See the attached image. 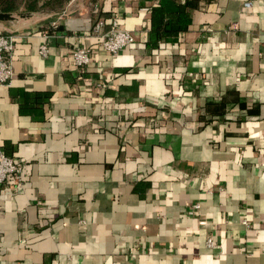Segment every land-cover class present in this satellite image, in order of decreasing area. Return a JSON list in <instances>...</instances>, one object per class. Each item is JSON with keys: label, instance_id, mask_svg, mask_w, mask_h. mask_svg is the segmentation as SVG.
Here are the masks:
<instances>
[{"label": "crops", "instance_id": "crops-1", "mask_svg": "<svg viewBox=\"0 0 264 264\" xmlns=\"http://www.w3.org/2000/svg\"><path fill=\"white\" fill-rule=\"evenodd\" d=\"M158 7L185 17L155 25ZM101 18L135 36L114 59ZM39 21L0 20V144L24 168L0 187V264H264V0H71Z\"/></svg>", "mask_w": 264, "mask_h": 264}, {"label": "built area", "instance_id": "built-area-1", "mask_svg": "<svg viewBox=\"0 0 264 264\" xmlns=\"http://www.w3.org/2000/svg\"><path fill=\"white\" fill-rule=\"evenodd\" d=\"M251 1L244 3V8L250 9ZM92 33L101 39V47L112 59L116 58L121 51L131 47L135 43V36L122 29L117 20L111 21L109 28L104 19H98L92 27ZM17 36L12 34H0V87H9L14 79L15 70L13 67V53L16 48ZM43 57L49 56L48 41L39 48ZM72 62L77 70L88 68L92 63L91 51L86 48L77 47L72 51ZM1 133V126H0ZM24 181V168L4 152L0 144V187L8 185L11 189H21ZM199 209V206L195 208ZM248 225L247 222L243 223ZM207 246L211 250H218V245L209 238Z\"/></svg>", "mask_w": 264, "mask_h": 264}, {"label": "trees", "instance_id": "trees-1", "mask_svg": "<svg viewBox=\"0 0 264 264\" xmlns=\"http://www.w3.org/2000/svg\"><path fill=\"white\" fill-rule=\"evenodd\" d=\"M71 0H0V20H8L17 13H38L48 11L52 14L61 13ZM171 15V16H170ZM185 17L184 9L179 8L173 13L168 12L163 7L154 8L152 11V23L160 25L165 18ZM161 28V27H160ZM165 33L171 32L164 30Z\"/></svg>", "mask_w": 264, "mask_h": 264}, {"label": "rangeland", "instance_id": "rangeland-1", "mask_svg": "<svg viewBox=\"0 0 264 264\" xmlns=\"http://www.w3.org/2000/svg\"><path fill=\"white\" fill-rule=\"evenodd\" d=\"M80 1V0H78ZM86 1H90V0H81V2H86ZM55 14H52L51 12L46 11H42V12H38V13H17L15 15H12L8 20H6L5 22L8 21H12V20H29V19H38L39 18V22H43L45 21L47 18H54Z\"/></svg>", "mask_w": 264, "mask_h": 264}]
</instances>
